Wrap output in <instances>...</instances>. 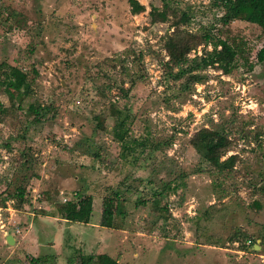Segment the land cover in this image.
<instances>
[{
    "label": "rangeland",
    "instance_id": "obj_1",
    "mask_svg": "<svg viewBox=\"0 0 264 264\" xmlns=\"http://www.w3.org/2000/svg\"><path fill=\"white\" fill-rule=\"evenodd\" d=\"M136 1L144 11L131 15L127 0H0V64L29 73L28 101L51 107L35 122L24 110L0 115V193H13L27 177L21 209H13L12 198L0 208V232L19 229L20 237L31 220L47 218L38 231V260L31 263L21 245L2 259L80 264L107 255L118 264H264V248L228 240L239 231L258 245L264 235V62L255 61L264 33L241 21L223 26L211 0ZM170 9L188 17L183 29L209 30L241 50L233 65L209 67L202 83L179 95L161 80L160 61L167 59L161 40L171 30L160 18ZM200 52L201 46L188 57ZM0 104H9L2 86ZM112 107L127 117L122 146L110 134ZM202 128L229 139L221 160L237 157L235 175L194 172L200 163L189 140ZM59 192L66 202L79 194L90 210L87 226L52 220L66 203ZM212 204L225 214L202 217ZM103 211L111 214L110 228L98 226Z\"/></svg>",
    "mask_w": 264,
    "mask_h": 264
},
{
    "label": "trees",
    "instance_id": "obj_2",
    "mask_svg": "<svg viewBox=\"0 0 264 264\" xmlns=\"http://www.w3.org/2000/svg\"><path fill=\"white\" fill-rule=\"evenodd\" d=\"M167 4V0H160ZM129 6V13L131 15H137L144 11V7L136 0H127ZM211 6L213 8L222 11L218 21L227 26L231 22L241 21L248 24L257 26L262 33H264V0H211ZM160 21H165L168 24V30L170 32L164 35L162 41V49L165 53L166 60L160 61V68L162 72L161 80L175 89V92L179 95L181 93L189 92L191 87L195 84H200L205 80V71L214 65H233L234 58L241 54L239 47L233 43L229 44L225 40L215 38L209 30H202L198 33H191L183 29V25L187 24L188 17L185 13L178 14L175 9H170L168 14L161 16ZM201 46L200 55H194L192 58L188 57L191 51H195L197 47ZM210 47V50H205L206 47ZM256 63L264 62V43L255 53ZM248 70L252 66L247 67ZM33 75L37 73L31 70ZM29 73H26L16 66H10L5 63L0 64V86L3 87L4 92L8 98V106L2 107L0 104V115L5 117L9 109L24 110L26 114L32 117L31 122H35L37 119L45 118L51 107L46 105H40L36 100L28 101L32 98V79H30ZM132 82L129 83V88L132 86ZM15 87L20 88V92L13 95L11 90ZM168 89H170L168 87ZM120 97L125 98L126 92L120 90L118 93ZM26 102V103H25ZM25 104L24 108L22 107ZM0 116V122L4 118ZM110 116L114 119V125L110 129L112 138L122 146L125 136H127V129L125 122L127 120L124 112L116 111L113 107L110 108ZM96 119V117H95ZM19 122V128L23 125ZM99 129H104L98 123L95 125ZM222 129V128H221ZM20 134V133H19ZM264 135V134H263ZM258 135L255 136L257 138ZM264 140V137H263ZM190 147L195 151L199 158L200 166L204 165V168L198 166L194 172L216 173V174H232L237 172L233 169L234 163L237 157L235 155H229L221 160L229 149L230 141L219 131H213L209 129H199L196 131L189 140ZM4 147L8 149V145ZM23 158V154H20ZM96 156V155H94ZM26 161V159L24 158ZM23 166V165H21ZM183 175L178 176L181 179ZM20 183L13 190L14 192L9 194L7 190L0 193V208H5V203L8 198L15 200L13 209L19 211L22 205L25 203V188L23 183H26L27 177H20ZM255 193L258 194L259 189H255ZM73 196L68 200L62 209L58 210L62 219L73 222L87 224L89 221L90 210H85L82 207L79 194ZM154 207L158 204V198H162L164 195H153ZM118 194L114 193L112 201L116 203V214L123 215L120 202H118ZM254 209L258 210L259 205L256 202L252 203ZM210 211V212H209ZM209 212V213H208ZM226 212V208L223 205L216 206L210 205L207 211L202 213V217H222ZM111 214L103 211L100 213L98 220V226L102 228L111 227ZM243 239V246L247 240L251 241V246L255 245L257 239L251 237L245 238L244 233L235 231L230 237L229 241L233 242L236 239ZM245 238V239H244ZM260 248H264V235L258 236ZM36 260L30 259L31 263ZM94 262L96 264H118L115 260L111 259L107 255H97L95 257L87 256L81 258L80 264H90Z\"/></svg>",
    "mask_w": 264,
    "mask_h": 264
},
{
    "label": "crops",
    "instance_id": "obj_3",
    "mask_svg": "<svg viewBox=\"0 0 264 264\" xmlns=\"http://www.w3.org/2000/svg\"><path fill=\"white\" fill-rule=\"evenodd\" d=\"M43 206H45V205H43V202H42L40 204L39 208H41V207L43 208ZM44 218H46V217L38 216L37 219L34 220V222H33V220H31V224H30V222L27 224L28 225V227L26 228L27 231L23 235H21L20 237H16L12 233L11 234H9V233L3 234L0 232V264H20V263H18L19 261H17V260H19L18 258H15L14 260L11 258H10V260L2 259V255H1V253L3 251H5L7 248H13V250H14V248H16L18 245L25 247V250L31 254L32 259L38 260L36 258L37 257L36 255L38 254V250L41 247L40 242H38V231H40V229H41L40 227L43 226L41 219H44ZM52 218H53L52 220L57 221L56 223L59 224V225H57L58 227H60V225H62L64 223H69L68 221L62 219L61 217H59V218L58 217H52ZM32 223H34V225ZM84 225L87 226L88 224H84ZM93 226L94 225H90L88 227L95 228ZM85 229L87 230V227ZM91 230H94L95 233L97 234L96 229H91ZM7 235H11V237L13 239V245H7L5 243V238L7 237ZM47 247H48V249H51L53 246H51L49 243V246H47ZM13 250L11 251V253L13 252ZM42 254H43V256L46 255L44 253V251H42ZM55 256H56V253H55ZM42 259H44V258L42 257ZM45 259H47V258H45ZM52 260H54L56 263H58V257L57 256L55 257V259H54V256H52ZM28 264H30V263H28Z\"/></svg>",
    "mask_w": 264,
    "mask_h": 264
},
{
    "label": "built area",
    "instance_id": "obj_4",
    "mask_svg": "<svg viewBox=\"0 0 264 264\" xmlns=\"http://www.w3.org/2000/svg\"><path fill=\"white\" fill-rule=\"evenodd\" d=\"M65 195H66V193H62V192H59V196H60V199H61V202L62 203H65L66 202V197H65ZM4 227V225L3 224H0V230H2V228ZM14 234L15 235H19L20 234V230L19 229H15L14 230ZM246 244L247 245H251V241L250 240H247L246 241Z\"/></svg>",
    "mask_w": 264,
    "mask_h": 264
},
{
    "label": "water",
    "instance_id": "obj_5",
    "mask_svg": "<svg viewBox=\"0 0 264 264\" xmlns=\"http://www.w3.org/2000/svg\"><path fill=\"white\" fill-rule=\"evenodd\" d=\"M5 243H6L7 245H13V239H12L11 235H7V237L5 238ZM253 249H257V250H259L260 247H259L257 244H255V245L253 246Z\"/></svg>",
    "mask_w": 264,
    "mask_h": 264
}]
</instances>
